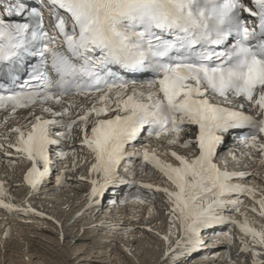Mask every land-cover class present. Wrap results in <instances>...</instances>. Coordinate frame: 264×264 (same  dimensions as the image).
<instances>
[{
  "label": "snow or ice",
  "instance_id": "snow-or-ice-1",
  "mask_svg": "<svg viewBox=\"0 0 264 264\" xmlns=\"http://www.w3.org/2000/svg\"><path fill=\"white\" fill-rule=\"evenodd\" d=\"M18 113L24 123L11 124ZM0 114V159L25 166L29 198L54 169L67 187L86 165L76 179L91 186L89 207L121 185L135 191L120 203L145 204L142 189L163 194L168 231L155 235L172 264L218 225L230 226L229 249L231 229L241 234L229 264H264V229L241 212V197L261 218L264 198L234 183L255 175L219 163L225 135L242 130L243 155L258 153L264 166V0H0ZM153 173L165 186L140 179ZM0 209L44 215L17 207L4 183Z\"/></svg>",
  "mask_w": 264,
  "mask_h": 264
},
{
  "label": "bare ground",
  "instance_id": "bare-ground-1",
  "mask_svg": "<svg viewBox=\"0 0 264 264\" xmlns=\"http://www.w3.org/2000/svg\"><path fill=\"white\" fill-rule=\"evenodd\" d=\"M236 143L226 138L223 150L228 147L230 153L239 150ZM158 144L165 148L169 147L163 142L152 143V147H157ZM170 150L183 155H191L194 151L179 146ZM228 151L226 154H220V165L229 161ZM162 159L175 163L170 157H162ZM244 169L248 171L254 169L251 173L255 175V179L250 176L241 184L256 189V200L264 198V166L258 168L255 162L251 165L246 164ZM24 171V165L13 168L4 161L0 165V183L5 184L11 202L17 207L31 204L37 212L44 215L41 217L35 214L25 215L22 212L10 213L0 209V264H77L80 261L83 264H172L171 257L164 256L167 245L155 235L158 232L163 236L168 231V218L164 214L165 197L162 193H157L153 199L147 190L142 189V195L148 197L145 204L109 208L106 213L100 215L99 219H94V213L89 210L90 185L76 179L77 173L87 175L86 165L68 173L69 186H56L55 173L50 182L38 194L31 195V198H29L30 189L23 181ZM140 179L144 183L165 186L164 178L158 173L146 174ZM242 201L241 212L247 211L252 226L264 229V218L250 211L253 207L259 211L258 205L247 196ZM150 210L151 216H149ZM19 215L23 218H19ZM225 215L243 220V216L238 213L229 212ZM219 226L221 227L216 228V231L222 233L229 231L230 226ZM147 228H151L152 231H147ZM231 232L234 239L230 249L225 235L221 233V236L218 235L221 240L215 241L216 235H214L213 240L212 238L208 240L207 249L183 255L176 264H229V260L225 259L224 255L234 258L239 251L241 239L238 229L232 228ZM46 236L53 242L65 243L67 248L73 249L72 254L82 252L80 255H83L87 252L88 256L83 255L79 256L80 259L68 260L62 255L53 253L54 251L41 241V239L45 240ZM93 255H97V259L101 258V260H91Z\"/></svg>",
  "mask_w": 264,
  "mask_h": 264
},
{
  "label": "rangeland",
  "instance_id": "rangeland-1",
  "mask_svg": "<svg viewBox=\"0 0 264 264\" xmlns=\"http://www.w3.org/2000/svg\"><path fill=\"white\" fill-rule=\"evenodd\" d=\"M19 218H23V216H20L19 215ZM47 235H49V234H47ZM38 240H40V239H38ZM41 241H43L42 243L46 246V247H48L50 250H52V251H54L53 253H57V254H59V255H62V257H66V258H68V260H70V259H75V258H79L80 259V257L79 256H88L87 254V252L86 253H84L83 255H80V254H82V252L80 253V252H78V253H76V254H72V252H71V250H73L72 248L70 249V248H67L66 247V244L65 243H61V242H59V243H56L55 241L53 242V240H51V239H49V238H47V236H46V238H45V240H43V239H41ZM49 243V244H48ZM74 248V247H73ZM63 253H62V252ZM79 254V255H78ZM88 258V257H87ZM91 260H97V261H100L101 260V258H99V259H97V255H93V258H90ZM77 264H83V262H77Z\"/></svg>",
  "mask_w": 264,
  "mask_h": 264
}]
</instances>
